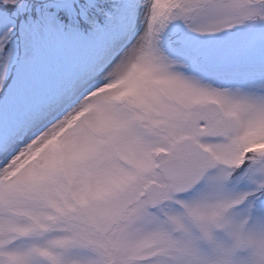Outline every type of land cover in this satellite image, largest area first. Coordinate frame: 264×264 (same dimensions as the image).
<instances>
[{
    "label": "snow or ice",
    "instance_id": "obj_1",
    "mask_svg": "<svg viewBox=\"0 0 264 264\" xmlns=\"http://www.w3.org/2000/svg\"><path fill=\"white\" fill-rule=\"evenodd\" d=\"M0 264H264V0H0Z\"/></svg>",
    "mask_w": 264,
    "mask_h": 264
}]
</instances>
